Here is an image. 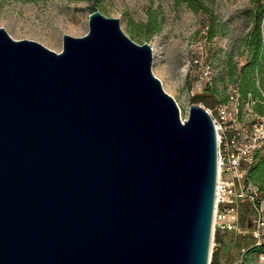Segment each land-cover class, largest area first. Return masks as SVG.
<instances>
[{
  "label": "water",
  "instance_id": "obj_1",
  "mask_svg": "<svg viewBox=\"0 0 264 264\" xmlns=\"http://www.w3.org/2000/svg\"><path fill=\"white\" fill-rule=\"evenodd\" d=\"M88 25L60 53L0 28V264H209L210 115L181 119L119 19Z\"/></svg>",
  "mask_w": 264,
  "mask_h": 264
},
{
  "label": "rangeland",
  "instance_id": "obj_2",
  "mask_svg": "<svg viewBox=\"0 0 264 264\" xmlns=\"http://www.w3.org/2000/svg\"><path fill=\"white\" fill-rule=\"evenodd\" d=\"M92 3L104 16L119 19L121 30L132 41L151 44L153 75L174 98L182 120L197 96L203 97L197 104L214 108L238 84V72L247 60L242 39L252 28L249 0H0V28L14 40H33L60 53L64 34L82 37L88 33ZM151 18L160 27L157 33L141 26ZM254 79L260 88L264 73ZM251 217L250 211L242 214L245 227L226 237L233 245L221 264L236 261L246 250L237 245L242 238L255 241L249 230ZM215 247L216 242L211 258Z\"/></svg>",
  "mask_w": 264,
  "mask_h": 264
},
{
  "label": "built area",
  "instance_id": "obj_3",
  "mask_svg": "<svg viewBox=\"0 0 264 264\" xmlns=\"http://www.w3.org/2000/svg\"><path fill=\"white\" fill-rule=\"evenodd\" d=\"M257 101L251 93L242 98L237 86H233L227 99L218 102L214 108L200 104L210 115L217 137L211 249L215 246L217 230L242 231L239 225L242 204L248 205L252 213L249 230L256 241L255 246L264 244V197L248 182L256 150L264 143V115L255 111ZM244 253L233 264H242ZM211 259L210 253L209 264ZM252 264H264V252L257 253Z\"/></svg>",
  "mask_w": 264,
  "mask_h": 264
},
{
  "label": "trees",
  "instance_id": "obj_4",
  "mask_svg": "<svg viewBox=\"0 0 264 264\" xmlns=\"http://www.w3.org/2000/svg\"><path fill=\"white\" fill-rule=\"evenodd\" d=\"M249 2L251 4V8L248 11L252 28L242 39L247 51V60L238 72V84L235 86H237L242 98H246L247 94L251 93L253 98L258 100L254 105L255 111L264 115V97L261 93L263 92L262 89L264 90V83H261L260 88H256L254 79L256 74L264 73V65H261V62L264 61V30L262 29L264 19V0H249ZM89 8L91 13L96 11L95 3H92ZM141 26L146 28L147 32L157 33L160 30L159 25L153 18ZM232 71L230 73L231 79L236 73V69L234 70L235 72ZM196 98V103L202 102L203 97L197 96ZM248 182L256 186L261 195L264 197V143L256 150L255 163L249 169ZM248 211V205L242 204L239 215V224L241 227H245V225L243 226L241 224V215ZM232 235H234L233 231H216V247L212 254L211 264H221L222 257L227 256L231 252L233 243H231V241L227 242L226 237H231ZM255 243L256 241L252 242V239H247V237L242 238V242H238V246H246L244 261L242 264H252L256 254L264 252V244L255 246ZM234 262L235 261H231V259H227L225 264H233Z\"/></svg>",
  "mask_w": 264,
  "mask_h": 264
},
{
  "label": "bare ground",
  "instance_id": "obj_5",
  "mask_svg": "<svg viewBox=\"0 0 264 264\" xmlns=\"http://www.w3.org/2000/svg\"><path fill=\"white\" fill-rule=\"evenodd\" d=\"M180 115H181V117H182V112L180 111ZM183 119V118H182Z\"/></svg>",
  "mask_w": 264,
  "mask_h": 264
}]
</instances>
